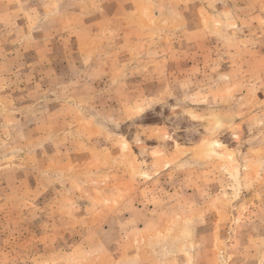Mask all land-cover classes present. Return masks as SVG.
I'll return each instance as SVG.
<instances>
[{
	"label": "rangeland",
	"instance_id": "374dc122",
	"mask_svg": "<svg viewBox=\"0 0 264 264\" xmlns=\"http://www.w3.org/2000/svg\"><path fill=\"white\" fill-rule=\"evenodd\" d=\"M0 264H264V0H0Z\"/></svg>",
	"mask_w": 264,
	"mask_h": 264
}]
</instances>
